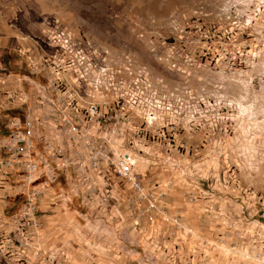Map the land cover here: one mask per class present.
<instances>
[{"label":"rangeland","instance_id":"1","mask_svg":"<svg viewBox=\"0 0 264 264\" xmlns=\"http://www.w3.org/2000/svg\"><path fill=\"white\" fill-rule=\"evenodd\" d=\"M235 2L0 0V136L6 131L8 117L21 113L18 96L35 94V85L41 78L32 70L40 68L43 60L57 56L62 61L61 66H54L56 69L65 70L66 63H75L72 67L77 72L72 75L78 82L71 83L70 88L80 96L88 94L92 101L101 102L103 94L111 97L113 92L111 87H104V73L100 71L104 67L109 71L108 81L113 76L114 81L119 76L127 81L139 78L140 85L151 83L158 99L171 96L183 107L181 112H172L178 142L192 152L199 151L203 159L220 153L216 162L209 158L207 170L213 172L218 163L220 171L233 167L244 185L264 193V122L258 121L261 116L253 117L250 127L227 119L215 126L209 107L204 123L198 126L197 110L202 99L207 105L219 101L221 107L238 112V107L230 104L246 106L256 95L259 100L263 92L260 84L264 73L260 72L264 58L252 55L260 46L253 43L252 48L241 46L239 51L223 49L237 15L232 5ZM55 33L62 35L61 41L54 42L51 36ZM250 48L251 54H246ZM226 52L246 55L232 62ZM216 53L223 55L218 61ZM88 67L92 70V84L87 88L80 73ZM255 104L259 113L260 103ZM156 167L155 175L164 177H156L160 182L177 177L176 185L167 188L165 183L156 190L157 194L163 193L158 197L157 221L135 220V213L127 204L105 206L101 217H91L88 213H99L101 206L95 204L88 209L76 197L75 203L67 206L66 215L71 219L64 220L61 231L55 220L46 217L45 223L58 234L46 237L44 242L57 247L59 259L74 264H151L156 244L175 246L176 264H188L190 254L193 264H255L243 250L245 244L259 241L260 223H264L260 215L250 216L244 200L232 198L231 193L209 195L213 182L210 178L198 187L179 189L183 200L185 191L196 189L197 200L191 206L203 203L197 222H190L182 207L173 206L169 199L185 177L172 167ZM62 187L64 184L59 188L65 189ZM211 196L217 200H211ZM18 198L12 199L11 206H19ZM218 199L223 206L216 207ZM176 214L187 220L194 233L163 237L171 227L164 217ZM251 231L257 238H252Z\"/></svg>","mask_w":264,"mask_h":264},{"label":"built area","instance_id":"2","mask_svg":"<svg viewBox=\"0 0 264 264\" xmlns=\"http://www.w3.org/2000/svg\"><path fill=\"white\" fill-rule=\"evenodd\" d=\"M232 5L237 15L223 49L239 51L241 46L256 43L260 47L252 53L253 57L264 58V0H237ZM51 37L54 42L62 40L58 33ZM251 48L246 54H251ZM246 54L226 52L225 56L235 62L238 56ZM221 56L216 53V61ZM81 58L85 59L83 55ZM60 61L61 57L53 56L32 70L41 78L35 85V94L18 96L21 113L8 117L6 131L0 136V264H74L59 259L57 247L44 241L58 234L45 223L46 217L55 220L61 231L64 220L71 219L66 215L67 206L75 203L76 197L88 209L95 204L101 206L99 213H88L91 217H101L105 206L127 204L134 211L135 220L157 221L158 197L163 193L157 194L156 190L165 183L169 188L177 182V177H168L163 182L156 180L157 165L162 170L172 167L192 187L212 178L209 195L227 192L233 194L232 198L240 197L248 214L260 215L264 221V193L244 185L233 167L220 171L217 162L213 172L207 170L209 158L216 162L220 153L208 154L203 159L199 151L192 152L178 142L172 112L176 109L181 112L183 107L173 102L171 96L158 99L151 83L140 85L139 78L127 81L119 76L114 81L113 76L108 81L109 71L104 67L100 69L104 73V87H111L113 92L111 97L103 94L101 102L92 101L88 94L80 96L70 88L71 83L78 82L72 75L77 72L72 67L75 63H66L65 70L56 69L54 66H61ZM262 70L260 74L264 73ZM91 75L89 67L80 73L87 88L92 84ZM249 86L247 89H251ZM260 90L263 92L259 100L256 95L246 106L230 104L236 105L238 112L221 107L219 101L207 105L202 99L197 110L198 126L204 123L209 107L215 126L227 119L250 127L252 118L258 115L261 116L258 121L264 122V80ZM258 102L260 114L254 107ZM61 184L66 190L59 188ZM192 187L184 192V201L189 204L198 196ZM17 197L19 206L15 208L10 203ZM164 220L171 227L163 237L194 233L179 214L166 215ZM260 227L258 243L245 244L243 250L255 264H264V223ZM251 235L257 238L254 231ZM161 245L156 244L151 264L160 261L176 264L177 248ZM188 257L186 263L193 264V254Z\"/></svg>","mask_w":264,"mask_h":264},{"label":"crops","instance_id":"3","mask_svg":"<svg viewBox=\"0 0 264 264\" xmlns=\"http://www.w3.org/2000/svg\"><path fill=\"white\" fill-rule=\"evenodd\" d=\"M156 169H158V168H156ZM156 177H162V178H164L163 176H156ZM247 177V176H246ZM185 181V182H184ZM188 184V182L184 179V180H181L180 181V183H178V185H177V187H178V189H176L174 192H171L170 193V195H169V199L171 200V204L174 206H178V207H182V210H183V213H184V215L187 217V220H189L190 222H192V221H195V222H197V220L199 219V214H201V212H202V209H201V207H202V205H203V203H197L196 205H194V206H191L190 204H188V203H186L184 200H183V197H182V194H181V190L183 189V187L184 188H187L189 185H187ZM186 186V187H185ZM179 189H180V191H179ZM184 190V189H183ZM182 190V191H183ZM238 196V195H237ZM211 198V200H213V201H216L217 200V197H215V199H214V197L213 196H211L210 197ZM237 200V199H236ZM235 200V201H236ZM217 202H220V200L218 199V201ZM209 203V202H208ZM233 205H235V204H233ZM215 206V205H214ZM221 207V206H223V204L220 202V203H216V207ZM194 225V224H193ZM182 254H184L185 255V253L183 252Z\"/></svg>","mask_w":264,"mask_h":264}]
</instances>
